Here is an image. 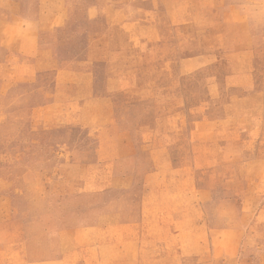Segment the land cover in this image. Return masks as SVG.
<instances>
[{
    "label": "rangeland",
    "instance_id": "1",
    "mask_svg": "<svg viewBox=\"0 0 264 264\" xmlns=\"http://www.w3.org/2000/svg\"><path fill=\"white\" fill-rule=\"evenodd\" d=\"M65 1L66 25L42 21L32 57L0 49V222L12 223L22 248L0 240V264H60L78 242L103 245L120 234L104 229L102 215L123 190L75 189L107 177L136 179L148 203L140 257L105 250L100 264H264V116L225 118L228 70L218 64L216 79L200 67L220 58L202 17L215 0ZM228 1L264 35V0ZM187 10L193 21H172ZM257 51L262 85L264 48ZM56 66L74 73L69 86L58 88ZM187 164L198 205L168 214L153 184ZM96 224L98 234H75ZM237 228V239L224 235ZM48 253L53 260L43 262Z\"/></svg>",
    "mask_w": 264,
    "mask_h": 264
},
{
    "label": "crops",
    "instance_id": "2",
    "mask_svg": "<svg viewBox=\"0 0 264 264\" xmlns=\"http://www.w3.org/2000/svg\"><path fill=\"white\" fill-rule=\"evenodd\" d=\"M228 0H215L208 14H203L204 35H207L211 42V50L218 51L220 58L214 55V61L203 64L202 68L213 70L215 78L222 76L218 64H225L227 74L224 73L223 81L225 93H230L226 102L223 103L225 118L231 113L236 118H256L263 120L264 116V83L256 84L254 76V64L257 48H264V35H257L256 26L251 21L250 15L242 10L236 2ZM98 7V5H96ZM96 7V8H97ZM90 8L86 11L90 17L94 16ZM182 20H176L172 14V21L178 24H185L193 21L194 15L187 10ZM68 7L65 0H36L34 6L30 5V0H0V49L5 48L9 52L16 51L23 56L32 57L38 51L36 43V32L40 23L44 27H60L67 23ZM199 13H197L198 15ZM4 29V30H3ZM3 33L8 34L9 44L4 42ZM7 40V38L5 37ZM11 44V46H10ZM2 47V48H1ZM196 57H189L185 61H196ZM197 67L196 69H201ZM58 88H65L70 85L72 79L67 80L74 73L67 68L56 66ZM204 69V70H206ZM212 73V72H211ZM213 74V73H212ZM29 76V75H28ZM218 87V83H214ZM92 86V85H91ZM228 100V101H227ZM263 117V118H262ZM249 119V120H250ZM130 144V143H129ZM254 159L251 161L252 167L255 166ZM191 164L184 166L169 167L166 170L164 182L154 183L152 192L154 196L161 200L168 214H184L194 209L198 205L196 200V185L194 175L191 171ZM89 184L81 181L79 192L88 191H109L117 192L123 190L120 197L111 199L108 202L107 211L102 215L104 229L123 230L120 234H112L111 238L103 245L78 242L74 245V252L69 255L63 252L60 264H100V254L102 251L119 252L125 259H138L141 255L140 236L143 234L142 222L145 216V203L141 188L136 179L130 178L119 184L114 178H104L105 181H98ZM258 182L260 179H257ZM69 180H67L68 182ZM90 185V186H87ZM138 186V188H137ZM180 186V190L176 187ZM120 187H124L120 189ZM174 188V190L172 189ZM208 189V188H206ZM148 203V202H147ZM11 222H0V240H4L6 249L15 252L20 248V243L15 241L14 230H10ZM101 229L94 225L89 229H74L76 235H87L90 232L98 234ZM116 231V232H117ZM224 235H233L235 239L241 235V230H226ZM24 247V246H23ZM144 250V248H142ZM29 259V258H28ZM41 260V259H40ZM53 260L48 253L42 261L50 262ZM132 263V262H130ZM45 264V263H44ZM101 264H104L103 262ZM105 264H116L107 261Z\"/></svg>",
    "mask_w": 264,
    "mask_h": 264
}]
</instances>
